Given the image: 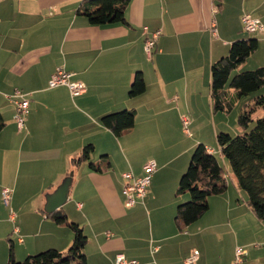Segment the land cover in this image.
I'll list each match as a JSON object with an SVG mask.
<instances>
[{
	"label": "crops",
	"instance_id": "1",
	"mask_svg": "<svg viewBox=\"0 0 264 264\" xmlns=\"http://www.w3.org/2000/svg\"><path fill=\"white\" fill-rule=\"evenodd\" d=\"M84 1L0 0V264L8 263L11 246L18 261L68 251L72 231L48 218L45 206L71 175L61 208L88 237V264H115L119 253L138 264H186L194 251L195 264H234L238 247L247 252L241 264H264V221L231 175L201 219L184 232L174 222L177 207L189 200L177 189L196 145L220 154L217 134L238 128L234 110L213 109V64L234 41L254 37L259 49L238 72L264 67V32L249 36L242 22L250 13L264 24V0H130L127 24L106 26L79 13ZM145 29L161 31L152 58ZM58 68L86 92L72 97L67 86L51 88ZM139 73L146 88L132 97ZM17 92L30 100L23 130L14 119ZM230 95L235 105L241 101L235 90ZM123 110L135 111V126L117 137L102 119ZM88 145L89 160L75 165ZM150 161L157 171L147 195L126 208L123 174L142 176ZM4 188L12 190L13 205L4 204Z\"/></svg>",
	"mask_w": 264,
	"mask_h": 264
},
{
	"label": "trees",
	"instance_id": "2",
	"mask_svg": "<svg viewBox=\"0 0 264 264\" xmlns=\"http://www.w3.org/2000/svg\"><path fill=\"white\" fill-rule=\"evenodd\" d=\"M130 0H85L79 13L84 15L94 26L127 24L126 10ZM259 49L257 38L239 39L232 43L229 54L213 64L211 69V92L213 109L216 113L230 114L235 108L230 95L235 90L240 99L257 93L264 88V67L251 71H234L244 64ZM146 83L139 73L130 90V96L144 93ZM263 115L257 118L253 129L246 132L254 121L256 113ZM134 110H123L109 114L102 119L103 125L117 137L135 126ZM5 123L0 115V131ZM237 126L243 132L232 136L228 132L217 134V145L221 156L228 162L231 177L238 187L248 196L249 205L255 217L264 221V94L255 95L250 103L245 104L237 118ZM94 147L86 146L81 154L73 159L79 164L89 160ZM207 147L196 145L186 173L181 177L177 196H190L186 203L177 207L174 218L179 232L201 219L209 211V198L224 194L228 189L229 177L221 166L215 152ZM96 168L95 165H92ZM45 214L57 225L67 226L73 233V242L66 252L48 249L36 255L27 256L18 261L13 246L7 264H88L84 252L88 237L76 223L70 222L61 209L52 214Z\"/></svg>",
	"mask_w": 264,
	"mask_h": 264
},
{
	"label": "built area",
	"instance_id": "3",
	"mask_svg": "<svg viewBox=\"0 0 264 264\" xmlns=\"http://www.w3.org/2000/svg\"><path fill=\"white\" fill-rule=\"evenodd\" d=\"M243 29L249 34H261L264 32V24L260 19L254 17L250 13H246L243 18ZM145 53L149 58H152L154 53L157 50V42L160 38L161 31H156L154 33H148L145 29ZM215 32V31H214ZM71 74L65 71L64 68H58L55 74L52 76L49 86L51 88H56L59 86H67L70 89L72 97L81 96L86 92V85L81 82H72L70 80ZM16 98H20V101H15L16 104V114L14 119L16 120L19 130H23L25 127V118L29 112L30 100L22 95L20 92H17L15 95ZM184 131L188 136H192L190 130V119L188 117L183 118ZM213 153V150H209ZM157 171V163L155 161H150L143 166V175L137 176L132 171L125 172L123 174V190L122 193L125 198L124 205L126 208H133L138 203L142 202L145 196L147 195L148 188L151 185V180L154 173ZM12 190L9 188H4L2 190L3 202L6 206H9L12 201ZM15 214L12 213V220H15ZM18 233V230H15ZM108 237H111V233H107ZM22 241V239H21ZM247 252L238 247L235 251V261L234 264H241L244 261ZM200 253L199 251H194L192 255L186 260V264H195L199 260ZM115 264H138L135 260H129L123 253H119L116 256Z\"/></svg>",
	"mask_w": 264,
	"mask_h": 264
},
{
	"label": "rangeland",
	"instance_id": "4",
	"mask_svg": "<svg viewBox=\"0 0 264 264\" xmlns=\"http://www.w3.org/2000/svg\"><path fill=\"white\" fill-rule=\"evenodd\" d=\"M247 35H249V36H256V35L249 34V33H248ZM251 38H254V37H251ZM237 72H238V70L234 71L233 75L237 74ZM262 90H263V89H262ZM262 90H260V91L257 92V93H253V94H251L250 96L243 97L239 103H236V107L234 108L235 113H236V114H240V113L242 112V109H243L244 105L250 103L251 98H253L255 95H258V94H264V92H263ZM262 115H263L262 112H259V113H256V114H255V116H254V121H253L252 123H250V126H249V128L247 129L246 132H249L251 129L254 128V126H255V124H256V120H257V118H259V117L262 116ZM232 117H234V116H232ZM190 130H191V129H190ZM191 132H193V130H191ZM221 132H224V131L221 130ZM227 132L230 133L232 136H237V135L243 133V132H242L239 128H237L236 126H234V130H232V131H227ZM191 137H193V135H192ZM215 139H216V137H215ZM193 152H194V151H193ZM216 156H217V158H218V160H219L221 166L224 168V170H225L227 176L229 177V176L231 175L230 165L228 164V162H227L226 160H224V161H225V164L223 165L222 157H221V155H220L219 153H218ZM191 158H192V157H191ZM152 179H153V177H152ZM228 180H229V182L232 181V179H231L230 177H229ZM151 183H152V180H151ZM187 195H188V194H187ZM1 196H2V194H1ZM188 197L190 198L189 195H188ZM2 200H3V198H2ZM12 200H13V198H12ZM11 203H12L11 205H13V202H12V201H11ZM185 203H186V202H185ZM182 204H183V202H182ZM12 207H13V206H12ZM66 227H67V226H66ZM142 229H143V233H144V232H145V224L142 225ZM86 236H87V235H86Z\"/></svg>",
	"mask_w": 264,
	"mask_h": 264
},
{
	"label": "water",
	"instance_id": "5",
	"mask_svg": "<svg viewBox=\"0 0 264 264\" xmlns=\"http://www.w3.org/2000/svg\"><path fill=\"white\" fill-rule=\"evenodd\" d=\"M71 182L72 175L66 178L54 193L47 196V204L45 206L46 213L52 214L65 204L69 196Z\"/></svg>",
	"mask_w": 264,
	"mask_h": 264
}]
</instances>
